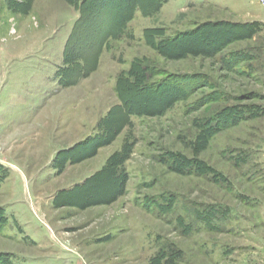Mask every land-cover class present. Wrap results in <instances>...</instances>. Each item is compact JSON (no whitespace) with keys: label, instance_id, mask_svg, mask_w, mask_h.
Here are the masks:
<instances>
[{"label":"rangeland","instance_id":"rangeland-1","mask_svg":"<svg viewBox=\"0 0 264 264\" xmlns=\"http://www.w3.org/2000/svg\"><path fill=\"white\" fill-rule=\"evenodd\" d=\"M0 264H264L261 0H0Z\"/></svg>","mask_w":264,"mask_h":264},{"label":"built area","instance_id":"built-area-1","mask_svg":"<svg viewBox=\"0 0 264 264\" xmlns=\"http://www.w3.org/2000/svg\"><path fill=\"white\" fill-rule=\"evenodd\" d=\"M261 3L263 4V6H264V0H261Z\"/></svg>","mask_w":264,"mask_h":264}]
</instances>
